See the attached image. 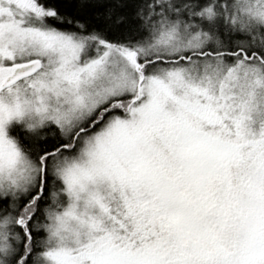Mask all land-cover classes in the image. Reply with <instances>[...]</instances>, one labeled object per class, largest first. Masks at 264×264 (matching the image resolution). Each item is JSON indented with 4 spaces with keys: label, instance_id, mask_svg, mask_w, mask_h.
<instances>
[{
    "label": "snow or ice",
    "instance_id": "6c2138e0",
    "mask_svg": "<svg viewBox=\"0 0 264 264\" xmlns=\"http://www.w3.org/2000/svg\"><path fill=\"white\" fill-rule=\"evenodd\" d=\"M0 264H264V0H0Z\"/></svg>",
    "mask_w": 264,
    "mask_h": 264
}]
</instances>
